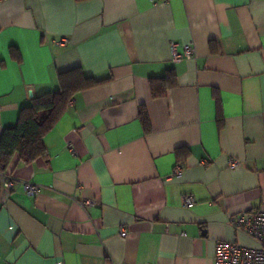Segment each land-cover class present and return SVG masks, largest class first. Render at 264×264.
<instances>
[{"label":"crops","instance_id":"crops-1","mask_svg":"<svg viewBox=\"0 0 264 264\" xmlns=\"http://www.w3.org/2000/svg\"><path fill=\"white\" fill-rule=\"evenodd\" d=\"M75 67L101 82L45 156L12 160V187L0 174V264H214L218 241L254 244L230 218L264 211V0H0V134Z\"/></svg>","mask_w":264,"mask_h":264},{"label":"trees","instance_id":"trees-1","mask_svg":"<svg viewBox=\"0 0 264 264\" xmlns=\"http://www.w3.org/2000/svg\"><path fill=\"white\" fill-rule=\"evenodd\" d=\"M57 80L59 84L57 91L32 97L30 103L20 109L16 123L1 132L0 172L7 171L13 159L17 162L30 163L39 156H45L43 136L65 113L74 94L101 82L85 75L80 67L59 72ZM159 80L165 84L173 82L170 72ZM154 85L151 83L153 88ZM160 94L156 88L153 89L154 96ZM139 116L146 127L148 121L145 111L141 110Z\"/></svg>","mask_w":264,"mask_h":264},{"label":"built area","instance_id":"built-area-1","mask_svg":"<svg viewBox=\"0 0 264 264\" xmlns=\"http://www.w3.org/2000/svg\"><path fill=\"white\" fill-rule=\"evenodd\" d=\"M154 1V0H151ZM164 1V0H160ZM67 41L65 37L59 38L56 43L62 45ZM193 43L188 42L182 46V50L177 49V43H170V55L171 60L178 62L184 58H190L194 55ZM67 149L76 154L75 146L72 139L66 140ZM239 166L237 159L230 158L228 160V167L235 169ZM4 182L3 186L6 188L12 187L17 180L10 171L0 172ZM181 169L177 166L174 169V175L180 176ZM23 187L25 193L29 196H34L39 193L40 185L31 183L29 181H23ZM94 199H81L79 204L88 208L91 204L96 203ZM195 204V198L192 195H186L183 198V205L185 207H191ZM230 221L239 232H243L249 238L254 241V244L245 245L238 242L221 240L215 244L214 249V264H264V211H247L239 213L230 218ZM128 232L127 227H121L119 234L125 235Z\"/></svg>","mask_w":264,"mask_h":264}]
</instances>
